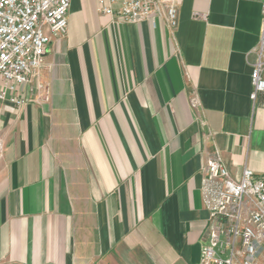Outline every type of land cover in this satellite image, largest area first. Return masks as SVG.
Returning a JSON list of instances; mask_svg holds the SVG:
<instances>
[{
	"label": "crops",
	"instance_id": "0c3cea01",
	"mask_svg": "<svg viewBox=\"0 0 264 264\" xmlns=\"http://www.w3.org/2000/svg\"><path fill=\"white\" fill-rule=\"evenodd\" d=\"M167 1L129 23L71 0L24 103L0 99V264H199L206 164L264 179L262 0H172L174 27Z\"/></svg>",
	"mask_w": 264,
	"mask_h": 264
},
{
	"label": "built area",
	"instance_id": "2783aa9c",
	"mask_svg": "<svg viewBox=\"0 0 264 264\" xmlns=\"http://www.w3.org/2000/svg\"><path fill=\"white\" fill-rule=\"evenodd\" d=\"M101 15L138 23L154 12V0H97ZM71 0H0V79L10 101L24 102L20 90L40 79L51 37H60L66 31ZM167 22L174 27L177 14L174 4L165 8ZM262 27L255 48L257 60L252 66L251 99L264 92V0L261 1ZM43 99L48 100L47 85L39 83ZM203 203L209 212L211 225L208 239L202 244L199 264H233L232 251L239 242L242 264H254L264 256V179L244 168L239 180L230 178L218 158L210 160L203 170L201 186Z\"/></svg>",
	"mask_w": 264,
	"mask_h": 264
},
{
	"label": "rangeland",
	"instance_id": "374dc122",
	"mask_svg": "<svg viewBox=\"0 0 264 264\" xmlns=\"http://www.w3.org/2000/svg\"><path fill=\"white\" fill-rule=\"evenodd\" d=\"M169 2L173 3L172 0H171V1L169 0V1L165 2V3L163 4V9L166 8V6H165L166 4H167V6L171 4V3H169ZM173 4H174V3H173ZM164 10H165V9H164Z\"/></svg>",
	"mask_w": 264,
	"mask_h": 264
}]
</instances>
